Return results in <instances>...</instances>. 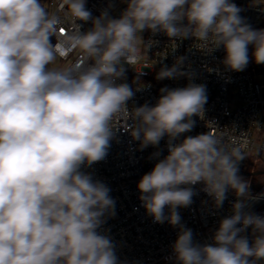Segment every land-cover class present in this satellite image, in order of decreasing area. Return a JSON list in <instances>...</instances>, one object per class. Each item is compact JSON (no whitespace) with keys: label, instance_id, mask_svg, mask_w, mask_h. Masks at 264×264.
<instances>
[{"label":"clouds","instance_id":"clouds-1","mask_svg":"<svg viewBox=\"0 0 264 264\" xmlns=\"http://www.w3.org/2000/svg\"><path fill=\"white\" fill-rule=\"evenodd\" d=\"M122 2L119 18L107 9L93 18L86 0H62L71 21L65 29L41 0H0V264H119L113 241L98 231L115 215V201L84 171L107 156L118 126L141 149L167 137V155L137 188L154 222L179 229L172 245L176 264H260L264 216L245 211L254 197L238 175L247 141L211 130L176 142L193 129L194 116L204 118L205 86L163 87L155 105L129 110L134 91L117 81L157 43L145 41V31L165 34L173 51L176 40L188 38L206 54L222 48L224 67L240 72L249 63V46L255 63L264 64V29L246 23L231 0ZM89 20L91 29L81 32L77 21ZM73 52L72 63L52 67ZM184 60L163 65L156 79L190 78ZM198 183L216 208L229 190L237 197L212 243H195L177 211L191 204V186Z\"/></svg>","mask_w":264,"mask_h":264},{"label":"built area","instance_id":"built-area-1","mask_svg":"<svg viewBox=\"0 0 264 264\" xmlns=\"http://www.w3.org/2000/svg\"><path fill=\"white\" fill-rule=\"evenodd\" d=\"M41 2L50 14L60 18L65 29L70 26L71 21L65 18L66 6L62 4V0ZM231 2L241 9V17L253 29L264 23V11H261L264 0H256L260 4L256 6H253L252 0ZM86 8L93 18L99 17L106 9L111 17L119 18L126 4L122 0H86ZM77 23L81 25V32L92 27L91 20ZM50 39L53 44L56 43L55 36ZM143 39L157 43L147 54L142 52L140 61L134 66L137 71L131 66H125V77L117 81L127 83L134 91V96L127 102L129 110L146 103L155 105L163 87L172 89L186 87L189 83L202 84L207 95L204 118L194 116L193 129L181 134L176 142L186 136H196L211 130L214 133L222 131L238 144L247 141L244 149L247 157L238 162V169L244 171L252 162H260L261 173H264V82L256 78L249 63L243 71L228 70L221 63L225 55L222 48L206 54L194 46V38L176 40L174 51L173 40L163 33L153 35L145 31ZM196 46H200L199 42ZM164 53H168L166 58L161 57ZM77 55L73 52L65 58L57 57L52 67L66 66ZM177 57L185 58L184 70L190 71L191 77L157 80L160 68L163 65L172 66ZM127 123L130 125L132 121ZM157 151L161 156L154 158L153 153ZM167 153V137L158 146L149 145L141 149L140 141L134 140L130 132L118 126L107 156L84 169L91 173L94 180L103 182L110 189V196L115 201V215L106 217V222L98 231L108 235L113 241L119 264H176L172 245L179 229L167 221L154 222L142 206L137 188L141 177L151 171L158 159ZM248 183L249 192L254 199L247 202L245 211L264 216V180L255 189L251 182ZM191 187L194 192L191 204L177 209L181 224L191 229L195 243H212L219 221L231 215L232 204L237 197L229 190L223 206L216 208L213 198L202 191V183ZM167 211L166 208V214Z\"/></svg>","mask_w":264,"mask_h":264},{"label":"rangeland","instance_id":"rangeland-1","mask_svg":"<svg viewBox=\"0 0 264 264\" xmlns=\"http://www.w3.org/2000/svg\"><path fill=\"white\" fill-rule=\"evenodd\" d=\"M254 29H257V30L264 29V24ZM142 37H143V33H142ZM252 51H253L252 46H250V66L256 72L255 74L256 78L264 82V64L255 63L254 59L252 58ZM256 173H257L256 175H252V173L246 174L245 175L246 178H243V179L246 180L247 182H251V184H259L260 182L264 180V173H261V171H258Z\"/></svg>","mask_w":264,"mask_h":264},{"label":"trees","instance_id":"trees-1","mask_svg":"<svg viewBox=\"0 0 264 264\" xmlns=\"http://www.w3.org/2000/svg\"><path fill=\"white\" fill-rule=\"evenodd\" d=\"M262 24H264V23H262ZM249 68L254 74H256L254 69L250 66V59H249ZM260 168H261L260 162H252L251 165L249 166V168H247L246 170H244V171L239 170L238 175L241 176L242 178H246L245 175L250 174V173H252V175H256L257 174L256 172L261 171ZM252 186H253V189H255L258 186V184H253Z\"/></svg>","mask_w":264,"mask_h":264},{"label":"water","instance_id":"water-1","mask_svg":"<svg viewBox=\"0 0 264 264\" xmlns=\"http://www.w3.org/2000/svg\"><path fill=\"white\" fill-rule=\"evenodd\" d=\"M250 234H251V229H248L247 230V235H248V237H249V240H250ZM263 263H264V261H262Z\"/></svg>","mask_w":264,"mask_h":264},{"label":"flooded vegetation","instance_id":"flooded-vegetation-1","mask_svg":"<svg viewBox=\"0 0 264 264\" xmlns=\"http://www.w3.org/2000/svg\"><path fill=\"white\" fill-rule=\"evenodd\" d=\"M246 235H247V232H246ZM251 234H250V242H251ZM260 264H264L262 261L260 262Z\"/></svg>","mask_w":264,"mask_h":264}]
</instances>
